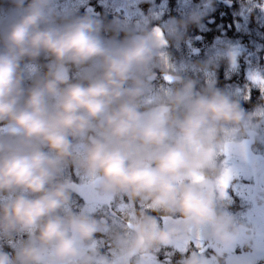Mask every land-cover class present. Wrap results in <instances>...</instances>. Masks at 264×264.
Wrapping results in <instances>:
<instances>
[{"label": "clouds", "instance_id": "clouds-1", "mask_svg": "<svg viewBox=\"0 0 264 264\" xmlns=\"http://www.w3.org/2000/svg\"><path fill=\"white\" fill-rule=\"evenodd\" d=\"M13 3L20 14L0 35V126L9 129L0 136V193L20 194L0 203V235L28 239L13 257L0 252V264H127L128 257L149 259L160 246L204 228L216 254L194 252L182 264H243L223 258L243 226L222 210L226 189L218 182L233 178L226 160L244 151L241 141L262 139L264 106L246 112L229 92L212 85L196 91V80L175 72L174 87L149 95L153 69L170 67L156 30L104 40L102 22L87 15L57 23L54 0ZM202 16L170 21L169 37L183 39L181 30ZM42 54L51 58L47 72L25 87L21 61ZM238 54L226 52L233 66ZM69 66L82 69L75 82ZM68 164L103 196L139 201L165 226L136 212L114 236V261L95 250L85 254L102 223L86 210H67L74 187L60 175ZM194 175L202 180L194 182Z\"/></svg>", "mask_w": 264, "mask_h": 264}, {"label": "trees", "instance_id": "trees-1", "mask_svg": "<svg viewBox=\"0 0 264 264\" xmlns=\"http://www.w3.org/2000/svg\"><path fill=\"white\" fill-rule=\"evenodd\" d=\"M28 2L29 0H25V5ZM52 7L57 23L64 22V18L70 20L85 15L100 20L102 22L100 36L104 40L121 41L129 33L138 34L141 30L159 29L165 39L161 51L170 67L167 70L162 67L153 69L155 76L149 95H162L165 90L174 87V83L165 80L164 77L175 72L186 79L196 80V91L212 85L229 92L246 112H253L257 107L264 106V88L251 79L255 75L264 78V0H212L210 7L206 0H54ZM192 12L203 13L200 24H190L186 29H182L183 39L175 40L169 37L166 31L167 24L173 20H185ZM19 14L20 10L16 9L13 0H0V35L8 23ZM231 48L239 53L234 66L226 55ZM0 50H3L2 41ZM50 61L51 58L43 54L35 61L28 58L21 61L25 87L31 85L35 76H42L47 72ZM81 71L82 69L69 66L70 82H75ZM2 128L3 126H0V136L7 135L9 131H2ZM260 135L264 137V130ZM260 141L262 143L260 147L264 148V139ZM218 159L224 161L226 158L221 155ZM226 163L228 166L227 161ZM60 179L74 187L67 210L88 211V208H80L82 203L84 206L88 204L79 199L84 194H79L78 189L81 186L91 187L95 183L85 179L80 170L72 164L62 169ZM241 184L242 182L235 183V179L233 180L232 188L226 191L227 206L222 209L231 213L236 220L239 218L240 223L242 214L239 213L245 215L248 212L241 204L242 198L239 193ZM17 194L20 193H0V203L12 199ZM118 199L119 201L115 200L114 206L106 205L102 215L96 212L93 215L101 221L102 230L88 242L89 248H105V242H112L106 252L116 250L119 253L114 236L123 230L132 214L136 212L147 211L156 216L160 226L161 222H164L159 213L146 209L139 201L132 202L123 194ZM63 211L61 210V214ZM102 234L107 235L103 237ZM27 239V233H14L10 237L0 235V252L13 257ZM196 242L202 246L205 240ZM189 247L180 246L179 243L163 246L161 257L168 258L170 262L168 264H182L188 256L194 252L198 253L195 249L191 251ZM247 247L250 248L248 245ZM213 254L215 255V252L208 251L204 256L210 258ZM110 256L106 254L102 257L112 262L113 258Z\"/></svg>", "mask_w": 264, "mask_h": 264}, {"label": "rangeland", "instance_id": "rangeland-1", "mask_svg": "<svg viewBox=\"0 0 264 264\" xmlns=\"http://www.w3.org/2000/svg\"><path fill=\"white\" fill-rule=\"evenodd\" d=\"M3 130L9 131V129L4 126L2 128V131ZM261 137L262 139H264L263 136ZM259 141L260 140H258V142ZM241 143L244 145V151L241 154L234 155L231 159L226 160L228 162V167L232 170L233 178L229 182V185L225 191H228L232 188L234 179H235V183L242 181L243 178L242 176H240V173H242L243 175H246V177H249V178L252 177L251 171L248 170L249 169L248 165L250 163L249 159L252 156L260 155L264 157V151H262L260 147L258 148V146L254 142H248L247 139L245 138L243 141H241ZM247 184L248 182H245L244 185L243 184L240 185L239 193H241L240 194L242 198L241 204L243 206V209L244 210L246 209V211L248 212H246L245 215H243V213H239V215L242 214L241 215L242 222L241 223L239 222V218L237 222L243 226L242 230L237 240L234 242V244L230 248L223 251V258L225 261H230L234 258H240L243 261V264H264V207H262L261 205L259 206L257 205L255 201V197H253L252 194H250L249 191H247V190H250V187L247 186ZM94 187H96V185H92L91 187L81 186L78 189V193L89 195L96 191L99 194V191L95 189ZM233 190H235V187L233 188ZM97 207L98 205L97 206L93 205V207H89L88 214L93 216L96 212L98 215L99 214L102 215L104 211L101 210V208H97ZM83 208L84 207L82 206L81 209ZM247 228L252 229V232L247 233L246 232ZM179 245L180 246L188 245L190 247L193 246V244L190 242L189 239H187L186 241H180ZM247 245L250 248H248ZM88 248H89V245L88 246L85 245L83 247L82 250L84 251L85 254H89L87 252ZM208 251L213 252V253L215 252L216 254V247L214 246L212 241H208L207 246H204L203 244L202 247L198 248L197 252L202 255H205ZM159 252L160 251L158 250H154L149 259H143L139 254L132 256V257H128L127 264H132V263H135V264H139V263L140 264H168L170 263L168 258L161 257L163 253L159 254ZM121 264H123V261L121 262Z\"/></svg>", "mask_w": 264, "mask_h": 264}, {"label": "flooded vegetation", "instance_id": "flooded-vegetation-1", "mask_svg": "<svg viewBox=\"0 0 264 264\" xmlns=\"http://www.w3.org/2000/svg\"><path fill=\"white\" fill-rule=\"evenodd\" d=\"M254 143L258 146V148L262 145L261 141H259V142L256 141ZM260 149H264V148L260 147ZM249 160H250V163L248 165V168H249L248 170L251 171L252 177L249 178V177H246V175H243L242 173H240V176H242V178H243L241 182H242L243 185H244L245 182H248L247 186L250 187V190H247V191H249V193L252 194L253 197H255V201H256L258 206L261 205L262 207H264V157L260 156V155H254ZM119 196H121V194L113 195L111 197H105L103 195L98 194L95 191L92 194L82 195V197H79V199L84 200L85 202L88 203V205H86V206H84L83 203H82L80 208L82 206H84V208L86 209V208H89V207H93V205H96V206L98 205L97 208H101V210L104 211L106 205L115 204V200L119 201V199H118ZM107 210L108 211H113L110 208H108ZM87 212H89V211H87ZM112 213H113V215H115L114 212H112ZM106 222H108V221H106ZM161 224H162L161 226L163 227V223L162 222H161ZM99 232H97L95 235H97ZM246 232L247 233H251L252 229L247 228ZM106 235L107 234H102L103 237H105ZM188 239L193 244V246L190 248V250L193 251V249H195V251H198V249L196 248V246H197V242L196 241H199V240L193 238L190 234H189ZM105 243H106V247L105 248H102V247H100L99 249L98 248L97 249L88 248L87 252L89 254H91L92 250H95V253L98 256H104V255L107 254V255H111L110 257H112L113 260H115L116 256L119 253L116 250L114 252H111V251L106 252L107 250H109L108 249V247H109L108 245H110V244L112 245V242H105ZM203 244H204V246H207L208 245L207 240H205V242ZM86 246H88V244ZM162 249H163V246H160L156 250L160 251L159 252V254H160V253H163ZM98 250H99V252H98ZM114 253H115V255H114ZM114 256H115V258H114ZM180 257L183 258V256H180ZM182 258H180V259L182 260Z\"/></svg>", "mask_w": 264, "mask_h": 264}, {"label": "snow or ice", "instance_id": "snow-or-ice-1", "mask_svg": "<svg viewBox=\"0 0 264 264\" xmlns=\"http://www.w3.org/2000/svg\"><path fill=\"white\" fill-rule=\"evenodd\" d=\"M157 35L159 36H163L162 33L160 32L159 29H156ZM165 80L167 81H171L172 77L169 75H166L164 77ZM251 79H253L255 82L264 85V78H261L259 76H252ZM202 180V177L200 176H193V181L194 182H200ZM219 186L221 187L222 190L227 189L228 185H229V177L226 174L219 182ZM129 227H131V224H129ZM197 247H202L199 243H197Z\"/></svg>", "mask_w": 264, "mask_h": 264}, {"label": "water", "instance_id": "water-1", "mask_svg": "<svg viewBox=\"0 0 264 264\" xmlns=\"http://www.w3.org/2000/svg\"><path fill=\"white\" fill-rule=\"evenodd\" d=\"M95 189H97V187H94ZM100 195H102L99 192ZM163 225L165 226V221L163 222ZM190 235L195 238L198 239L199 241H203V240H208V236H207V229H199V230H193Z\"/></svg>", "mask_w": 264, "mask_h": 264}]
</instances>
